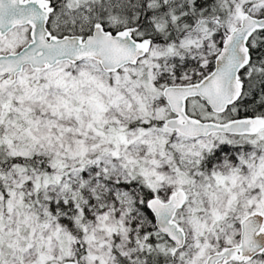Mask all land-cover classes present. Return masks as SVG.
<instances>
[{"label": "snow or ice", "instance_id": "1", "mask_svg": "<svg viewBox=\"0 0 264 264\" xmlns=\"http://www.w3.org/2000/svg\"><path fill=\"white\" fill-rule=\"evenodd\" d=\"M0 264H264V0H0Z\"/></svg>", "mask_w": 264, "mask_h": 264}]
</instances>
